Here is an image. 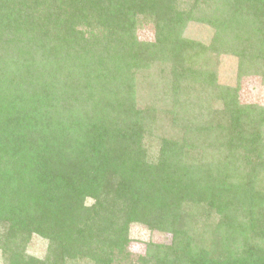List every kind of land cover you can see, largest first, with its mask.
Here are the masks:
<instances>
[{"label":"trees","instance_id":"trees-1","mask_svg":"<svg viewBox=\"0 0 264 264\" xmlns=\"http://www.w3.org/2000/svg\"><path fill=\"white\" fill-rule=\"evenodd\" d=\"M222 55L238 59L234 86ZM248 76L264 84V0H0L6 264H264V105L240 101ZM133 224L171 241L136 255Z\"/></svg>","mask_w":264,"mask_h":264},{"label":"rangeland","instance_id":"rangeland-1","mask_svg":"<svg viewBox=\"0 0 264 264\" xmlns=\"http://www.w3.org/2000/svg\"><path fill=\"white\" fill-rule=\"evenodd\" d=\"M139 36L144 39L152 40L154 38L153 26L149 24L143 25L139 31ZM185 35L208 41L212 35V28L196 22H190L185 30ZM238 69V59L232 55H222L218 65L219 82L226 85L234 86L236 84ZM239 99L242 103L252 104L258 103L264 105V84L258 76H248L241 80L239 91ZM87 202L92 203L91 199ZM131 243L130 248L136 255H143L146 252V244L149 241L159 243H169L171 235L164 232L152 231L141 224H133L130 229ZM48 241L44 238L33 235L26 251L32 255L43 258L46 254ZM5 257L0 250V264H6ZM79 264H90L82 261Z\"/></svg>","mask_w":264,"mask_h":264}]
</instances>
